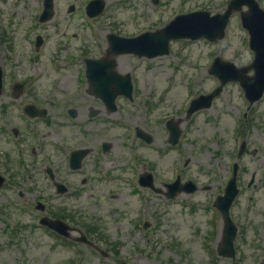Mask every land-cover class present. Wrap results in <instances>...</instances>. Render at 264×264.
Here are the masks:
<instances>
[{
	"label": "rangeland",
	"instance_id": "374dc122",
	"mask_svg": "<svg viewBox=\"0 0 264 264\" xmlns=\"http://www.w3.org/2000/svg\"><path fill=\"white\" fill-rule=\"evenodd\" d=\"M89 1L79 0L78 4L86 6ZM102 1L105 6L101 15L91 22L80 21L82 41L79 43L65 39L71 32L64 28L68 18L63 7L71 0L68 3L60 0L57 7V11H61L60 19L54 18L42 25L36 22L40 0H4L0 3L3 85L27 80L25 85H36L42 90L58 85V82H63L61 86L72 87L77 78L62 79L59 78L61 72L56 71L61 69L59 62L67 54H76L77 48L89 57H104L108 34L134 37L143 31L153 33L164 28L174 15L198 10L208 11L211 15L221 14L229 0H158L156 5L152 0ZM257 2L264 9V0ZM18 5L28 9L13 17V6ZM58 23L67 30L60 35L54 28ZM36 35L45 36L46 41L34 57ZM215 57L237 67L251 63L253 55L238 13L230 17L223 40L214 43L173 41L168 55L152 60L137 59L132 55L115 57L118 73L129 74L135 86V103L128 106L125 113L118 110L121 119L115 123L140 125L160 143L149 150L134 148V156L145 155L151 165L157 167L155 171L160 178L156 181L157 186L160 181L171 183L180 176L182 182L195 183L198 190L167 201L162 195H135L131 188L115 180L111 185L116 186L110 190L116 195L113 200L105 199L95 205H63L74 216V222L80 223L79 229L86 237L93 240L95 235H89L86 226L95 227L99 238L94 239V243L108 253L110 247L117 252L104 258L83 250V264H118L119 260L137 264L128 257L129 252L134 253L132 246L143 249L138 264H264V95L247 111L248 103L239 85L229 83L209 109L197 111L190 118L185 115L188 103L217 87V80L207 73ZM38 63L39 68L43 65L44 69L36 73L34 70L39 68L33 64ZM226 116L230 117V122L223 125L221 119ZM169 119H173L181 130L180 141L175 147L166 143L165 122ZM112 126H109L110 132L117 134L118 130L113 131ZM242 141L247 145L245 154L238 161L240 192L230 210L238 227L235 260L231 261L217 257L215 252L222 223L212 203L217 195L223 194ZM153 149L162 150L161 157ZM113 151V155L121 157L119 161L116 157V169L122 168L124 158L130 153L120 152L119 144ZM252 175H255V187L247 189ZM38 189L47 191L43 180L38 183ZM1 198L0 264H70L75 258L72 249L51 233L34 227L38 215L31 204H8L16 196L9 195L6 190ZM54 206L53 211L61 205ZM144 222L150 225L145 230L141 229Z\"/></svg>",
	"mask_w": 264,
	"mask_h": 264
},
{
	"label": "flooded vegetation",
	"instance_id": "af4514ba",
	"mask_svg": "<svg viewBox=\"0 0 264 264\" xmlns=\"http://www.w3.org/2000/svg\"><path fill=\"white\" fill-rule=\"evenodd\" d=\"M68 1L65 0L67 3ZM42 2L43 0H40V12ZM59 2L60 0H54V13L50 21L54 18L60 19L61 11H57ZM78 2L79 0H71L63 7V12L68 18L64 28L71 33L69 37L64 33L62 35L73 43L82 41L79 30L80 21L84 22V6H80ZM11 7L9 5V8ZM24 9L28 7L13 6V17ZM54 28L58 35L62 31H67L61 28L59 23ZM41 38L42 45L39 49H34L33 42L34 57L44 47L46 38L45 36ZM76 51L74 55L67 54L65 59L59 62L62 64L61 69L55 70L58 73L61 72L59 78H77L76 85L61 86L63 82H58V85H51L47 87V90H42L36 85L24 84L18 99L13 97L12 85L3 88L4 92L0 95V174L6 179L2 190L5 189L6 193L8 191L9 195H16V198L8 204L35 205L40 203L46 206V214L49 218L60 219L68 224L72 229L71 235L63 239L65 243L70 242L78 249L77 258L83 263V250L97 253L104 258L110 257V253L117 254V252L115 248L109 246L110 253H108L95 244L94 239L99 238L96 233L91 240L92 245L83 243L81 235H84V232L79 229L80 223L74 222V216L69 214L63 205H95L105 199L113 200L116 195L110 193V190L116 186V184L111 185L115 180L131 188L135 195L137 193L142 196L155 194L162 195L166 199V189L164 181H160L159 186L156 185V181L160 180L155 171L157 167H153L145 155L134 156V148H137V151L140 147L149 150L148 145L135 137L136 128L147 132L145 128L140 125L115 123V120L121 119L118 110L125 113L127 107L135 103V86H132L131 101L118 97L114 101L116 110L114 112L108 110L102 100L91 93L90 86L86 84L85 60L90 57L86 56L81 48H77ZM39 64L33 65L39 68ZM42 69H44L43 65L34 71L42 72ZM28 105L35 106L40 109V112L45 110L46 116L30 118L24 111V107ZM109 126L113 127V131L118 130V133H111ZM156 143L160 145L153 137V145ZM117 144H119L120 152L130 153L123 160V169H116V157L118 161L121 159L115 153L116 156L113 155ZM154 152L161 157L162 150L157 149ZM75 165L79 167L74 169ZM47 169L50 170L51 176L46 173ZM144 171L152 174L153 189L138 183ZM23 172L33 173L36 176L28 175L24 180L23 176L26 174L24 173L21 180L16 179ZM122 174H130V176H118ZM41 180L47 186L46 192L37 190ZM55 183L63 186V193L59 192ZM8 187H10L9 190H7ZM16 188L17 191L14 193ZM1 195L2 192H0V206H3ZM167 201L170 200L167 199ZM54 205L61 206L53 211ZM77 214L79 215L80 212L77 211ZM143 226L144 223L141 229L145 230ZM102 240H105V237H102ZM131 249L134 253L129 252L128 257L130 261L138 264L142 259L143 249L136 246H132ZM118 264L129 263L119 260Z\"/></svg>",
	"mask_w": 264,
	"mask_h": 264
},
{
	"label": "water",
	"instance_id": "95a60500",
	"mask_svg": "<svg viewBox=\"0 0 264 264\" xmlns=\"http://www.w3.org/2000/svg\"><path fill=\"white\" fill-rule=\"evenodd\" d=\"M242 5H247L249 11L241 14L243 27L248 30L250 35V48L254 52V60L249 67L237 69L233 64L222 62L216 58L209 69L211 75L216 76L221 85L210 95L200 96L192 101L187 111V115L200 110L209 108L215 96H217L222 87L229 81H239L244 91L246 99L250 104L257 101L264 92V12L261 11L254 0H233L227 11L222 15L210 16L207 12H198L191 15L181 16L172 21L161 31L154 34H144L135 39H120L109 37L108 54H135L138 57L145 56L147 58H155L168 54V43L171 40L190 39L198 40L201 38L208 41L220 40L224 37V29L228 18L232 11L239 10ZM104 3L100 0L92 1L89 4L88 14L94 17L101 13ZM52 16V0L44 1V11L41 21H46ZM86 76L94 87L96 94L100 96H109L107 87L116 86V94L131 97V82L127 75L121 77L117 75L113 69L114 61L104 59L100 61H86ZM253 69L252 77H245L244 73ZM0 87H1V71H0ZM105 87L104 89H101ZM113 92V93H115ZM170 136L168 142L175 145L178 142L180 131H178L170 123L166 125ZM150 141V140H148ZM244 152V144L239 152V156ZM238 166L235 164L231 180L224 189V195L218 196L214 202L223 220L222 238L219 245V255L228 258L234 257L233 241L237 230L229 217V208L232 205L238 190L236 188V175ZM253 182V179L251 180ZM179 181L167 186L169 192H177L178 190L193 191L194 185L188 183L179 189ZM44 223V220L42 221Z\"/></svg>",
	"mask_w": 264,
	"mask_h": 264
},
{
	"label": "bare ground",
	"instance_id": "6f19581e",
	"mask_svg": "<svg viewBox=\"0 0 264 264\" xmlns=\"http://www.w3.org/2000/svg\"><path fill=\"white\" fill-rule=\"evenodd\" d=\"M116 62H117V60H116ZM116 70L118 71V69H117V65H116ZM229 119H230V117H228V116H226V117H222V119H221V123H222L223 125H224V124H227V123L230 122Z\"/></svg>",
	"mask_w": 264,
	"mask_h": 264
}]
</instances>
